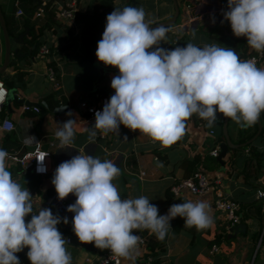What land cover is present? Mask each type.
Segmentation results:
<instances>
[{
  "label": "crops",
  "instance_id": "crops-1",
  "mask_svg": "<svg viewBox=\"0 0 264 264\" xmlns=\"http://www.w3.org/2000/svg\"><path fill=\"white\" fill-rule=\"evenodd\" d=\"M107 1L106 6L101 0H53L52 6L55 9L73 7L75 18L73 20L56 18L52 25L43 28L39 35H36V40H39L36 49L34 44L26 42L30 38L29 33L24 36L22 43L11 42L10 59L16 62L17 67L9 66L7 71L13 73L19 70L18 72L22 74L21 71L26 70L28 85L39 90L31 92L26 97L39 102L44 114L41 117L39 111L14 101L9 105H0V123L6 116L14 123L12 130L0 127V148L6 150L9 156L23 154L36 146L51 152L48 173L40 175L39 179L34 181L27 179L26 170L20 168L10 156L7 164L12 177L30 190L36 212L41 206L51 209L54 215L68 218L67 224L61 222L57 227L64 238L70 239L66 248L72 255V264H96L102 250L81 243L73 231L74 213L68 212L67 208L75 203V195L70 194L64 200L58 199L51 182L56 168L62 162L70 160L81 150L101 160H111L121 170V174L114 181L120 195H123V198L147 196L150 203L162 204L158 208L160 215H166L170 206L175 204L176 198L172 195L171 185L202 168L213 181L211 187L202 194H192L184 189L180 202H186L188 198L206 200L212 210L213 223L207 228L197 229L184 227L185 220L182 217L173 219L165 238V246L158 253L161 263L264 264V198L257 195V189L264 188V131L262 133L264 113L260 117L261 131L250 142L248 141L258 131V123L242 130L234 121L227 119L230 140L236 144L243 143V146L230 147L222 158L224 164H220L216 156L209 154L213 147L218 145L219 148V144L225 140L222 132L224 117L219 112L218 119L211 128L207 127V121L193 115L187 122L185 135L167 148L140 134L138 130L133 132L122 124L119 134L109 133L107 136H100L97 133L95 140L89 139V130L95 122L87 119V113L79 105V101L84 99L91 103L100 95H107L110 100L115 93L111 87L112 78L119 75L118 68L105 66L96 56L98 41L102 39L107 16L116 7H143L147 13L146 18L157 22L170 18L174 12L171 0ZM176 1L179 12L175 21L168 26L173 32L168 34L165 42H161V47L174 49L193 43L200 47L217 44L221 47L235 48L234 34L225 33L221 36L213 34V28L218 24L221 0ZM23 4L21 0H0V9L6 24L12 26L13 21H17L18 24L22 21V17L26 16L25 12L16 16L15 10L17 6L23 9ZM96 18L98 20L91 25ZM21 28L22 25L16 31L11 29L10 37H17ZM239 38L243 41L242 49L246 47L247 52L251 51L247 45V38ZM43 44L50 49L47 56L40 53V46ZM242 49L236 50V53L240 55ZM3 54L4 43L0 27V64L3 61ZM48 61L54 62L53 68L58 84L47 76ZM258 67L264 68V62H260ZM3 80L7 87L10 86L8 79ZM62 108L64 110L58 111ZM68 111L73 112L72 118L77 119L78 123L74 125L76 135L71 147L61 148L55 132L61 127L60 124L69 119ZM250 132H254L253 136L244 141L240 140L243 135ZM29 136H34L36 142L25 143ZM218 192H223L225 197L239 202L240 222L245 224V232L231 235L232 225L224 213L214 206ZM133 234L140 235L136 230ZM215 238H219V241H214ZM214 243L218 244L219 248L212 252ZM26 249L16 254L21 264H31ZM148 253L150 254L151 250L140 244L135 264H148L146 262ZM123 264L132 262H125L123 259Z\"/></svg>",
  "mask_w": 264,
  "mask_h": 264
},
{
  "label": "clouds",
  "instance_id": "clouds-1",
  "mask_svg": "<svg viewBox=\"0 0 264 264\" xmlns=\"http://www.w3.org/2000/svg\"><path fill=\"white\" fill-rule=\"evenodd\" d=\"M227 7L223 15L233 34L246 37L250 49L264 54V0H228ZM146 17L143 7L125 6L116 7L106 18L96 56L105 66L118 68L119 75L111 81L114 95L102 111L95 112L90 140L97 133L119 134L122 124L167 148L185 135L193 115L207 121L209 128L218 112L242 129L260 122L264 68L258 67L255 58L243 60L234 49L217 44L187 43L165 49L161 42L173 29L152 27L154 22ZM67 116L55 132L61 148L71 147L76 135L77 119L71 111ZM31 142H36L34 136L25 140ZM46 156L37 158L38 173L47 171ZM10 158L0 148V264H21L16 254L25 248L31 264H72L68 241L57 227L61 222L67 224L68 218L41 206L34 211L32 193L8 170ZM120 174L111 160L82 150L56 168L51 182L58 199L70 194L76 197L67 211L74 213L72 227L81 243L110 250L113 256L135 264L142 241L134 230H147L164 240L176 217L184 218V227L212 225L210 204L203 199L188 198L160 215L147 196L121 198L114 183Z\"/></svg>",
  "mask_w": 264,
  "mask_h": 264
},
{
  "label": "built area",
  "instance_id": "built-area-1",
  "mask_svg": "<svg viewBox=\"0 0 264 264\" xmlns=\"http://www.w3.org/2000/svg\"><path fill=\"white\" fill-rule=\"evenodd\" d=\"M52 1L53 0H39L38 5L36 6L35 9V16L39 17L43 15L44 10L47 8V6L48 5L52 6ZM23 12H24L23 9L17 6L15 10L16 16L22 14ZM54 13H55V17L60 20H73L75 18L74 8L71 6L59 7L55 9ZM40 53L45 54L46 56L49 55L50 53L49 47L45 44L41 45ZM252 58H255L257 65L260 64V62H264V54L257 53L254 50L246 58V60ZM47 70H48L47 72L48 78L53 82H55L56 84H58L55 69L52 66H48ZM6 95H7V86L4 84L3 79L0 78V105L5 101ZM107 101H109V97L107 95H100L96 101L91 103H88L86 100L81 99L79 101V105L87 113V119L91 122H95V112L102 111ZM25 107L29 108L30 106L25 105ZM32 108L38 111L37 107H32ZM0 127L4 130H12L14 128V123L8 116H6L3 118L2 122L0 123ZM98 134L100 136H104L101 135L100 133ZM218 152H219V148L217 145L210 150L209 154L215 157L217 156ZM10 156L20 166V168L24 170H29L39 175H45L49 171V158L51 156V152L48 149L42 148L40 146H36L33 149L25 151L23 154H10ZM44 156H46L44 165L46 166L47 171L45 173H38L37 158ZM212 182L213 181L210 178V176L204 170H202V168H199L195 170L190 176L182 177L178 179L173 185H171V192L174 198L181 197L184 189H187L192 194H202L211 187ZM257 195L264 198V188L257 189ZM214 206L216 209L224 213L230 225L233 226L240 222V214H239L240 205L238 201L225 197L223 192H218L214 199ZM30 219L31 216L29 215L28 217H26V222L30 221ZM140 237L142 241L141 244L146 245L145 237L143 236ZM66 240L69 241L70 239L67 238ZM218 248L219 245L214 243L211 248L212 252L217 251ZM28 250L29 249L27 248L26 254ZM146 262L148 263L147 260ZM96 264H123V258L113 256L110 250H103L102 252H100Z\"/></svg>",
  "mask_w": 264,
  "mask_h": 264
},
{
  "label": "trees",
  "instance_id": "trees-1",
  "mask_svg": "<svg viewBox=\"0 0 264 264\" xmlns=\"http://www.w3.org/2000/svg\"><path fill=\"white\" fill-rule=\"evenodd\" d=\"M21 1L24 3L23 9H24L26 16L22 17V21L19 23L20 25H22V28H21V31L19 33L18 32L17 33L20 34L27 29L28 33L30 34V38L27 39L26 42H27V44H34L35 49H36L39 46V40H36V35H39V33L43 30V28L49 27L56 20L55 13H54L55 8L53 6L48 5L47 8L44 10L43 15L37 17L34 14H35V9H36V6L38 5L39 0L38 1H36V0H21ZM101 2H103L104 5H106L108 1L107 0H101ZM227 6H228V0H221V10L218 13V24L216 26H214V28H213V34H215V35L217 34V35L221 36V35H224L225 33L233 34L230 22L226 21L224 19V15H223V13L228 10ZM85 16L87 17V15H85ZM96 20H98V18L93 20L91 22V25H93V23H95ZM12 23H13L12 26L9 25L8 23L6 24L8 31L11 29H14L15 31L18 30L20 25L17 23V21H13ZM242 48H243L242 39L239 37H236V45H235L234 50L236 51V50H240ZM251 53H252V50L247 52L246 47H244V49H242V51L240 52L239 56L241 57V59H243L248 54H251ZM48 65L54 67V62L48 61ZM4 84H5V81H4ZM263 131H264V129L262 130V133H263ZM254 132H252V133L250 132L247 135H243L240 138V140L244 141V140L249 139L251 136H253ZM220 140H221V138H220ZM214 162H215V164H217L216 161H214ZM25 175H26L27 179L31 180V181L32 180L33 181L38 180L39 176H40L39 174L33 173L29 170L25 171ZM121 198H123V195H121ZM180 200H181L180 197L176 198L174 203L179 204V203H181ZM137 232L140 235H142L143 237H145L146 247L151 250V253L150 254L148 253V256L146 257L148 264H162L161 259H159L158 253H159V250L164 248L165 239L159 240L156 238V236L154 234H150L149 231H147V230L137 231ZM214 241L218 242L219 238H215ZM87 246L94 247V244H87Z\"/></svg>",
  "mask_w": 264,
  "mask_h": 264
},
{
  "label": "water",
  "instance_id": "water-1",
  "mask_svg": "<svg viewBox=\"0 0 264 264\" xmlns=\"http://www.w3.org/2000/svg\"><path fill=\"white\" fill-rule=\"evenodd\" d=\"M171 1H172L173 8H174V12L172 16L168 19L154 22L152 24V27H155L157 25L169 26L175 21L178 15V12H179V7H178V2L176 0H171ZM0 27H1L2 35H3V43H4L3 61L0 64V78L8 79L10 82V86L7 87V95H6L5 101L2 104L9 105L11 101H14L17 103H21L24 106L26 105L30 107H37L41 117H43L44 111L41 109L39 102L30 100L29 98L26 97V95L30 94L33 91L34 92L39 91L37 88H35V86L28 85V77H26L27 74H25L26 70H22V68L20 69L22 70L21 72H23V74H20L18 72L19 70L18 71L16 70L13 73L7 71L9 66L17 65L14 60L10 59L12 55L11 42L13 41L17 43H22L24 36L28 33V30H25L24 32L18 34L17 37L11 38L9 34L10 30L8 31L7 29L6 22L4 20L1 9H0ZM222 130H223L222 131L223 135L225 136V140H223L219 144V152L216 156V160L220 164H224V160L222 158L226 155L230 147L239 148L243 146V143L236 144L230 140L228 136V131H227V118L225 117L223 118ZM260 131H261V123L258 122V131L255 134V136L248 142L252 141L259 134ZM163 204H166V203H163ZM161 205L162 204H158L156 206L160 208ZM245 228H246L245 224L242 222H239L230 227V230L232 232L231 235H235L238 232H245Z\"/></svg>",
  "mask_w": 264,
  "mask_h": 264
}]
</instances>
